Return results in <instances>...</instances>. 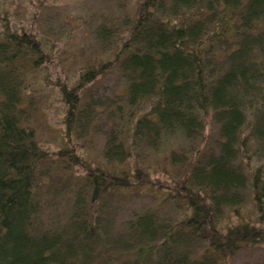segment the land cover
Wrapping results in <instances>:
<instances>
[{"label": "trees", "instance_id": "obj_1", "mask_svg": "<svg viewBox=\"0 0 264 264\" xmlns=\"http://www.w3.org/2000/svg\"><path fill=\"white\" fill-rule=\"evenodd\" d=\"M99 31L101 55L73 83L52 82L69 140L96 130L97 115L110 124L92 165L74 147L53 157L41 145L44 103L31 88L51 50L38 32L0 19V264H228L264 243L250 222H219L248 196L263 209L264 0H136ZM115 71L124 89L108 105L91 87ZM147 150L168 153L164 185ZM62 160L83 167L89 190L66 185L67 217L45 220L42 196L64 186L51 188ZM139 190L155 205L115 229L108 204ZM177 208L183 219L168 210Z\"/></svg>", "mask_w": 264, "mask_h": 264}, {"label": "rangeland", "instance_id": "obj_2", "mask_svg": "<svg viewBox=\"0 0 264 264\" xmlns=\"http://www.w3.org/2000/svg\"><path fill=\"white\" fill-rule=\"evenodd\" d=\"M135 2L136 0H0V19L8 17L16 27L38 32L47 49L51 50L50 62L44 66L38 82L32 86L31 91H36V102L44 103V108L39 107L36 112V115H39V122L35 125L36 133L41 145L54 153L53 157H56L57 152L62 148L70 150L74 147V153L84 162L92 165L101 163L110 130L107 118L102 114L97 115L96 130L91 131L84 140L74 137L69 140L63 124L64 105L52 84L58 80L67 82V79L70 84L73 83L85 63L97 55L96 53L98 55L102 53L98 37L99 27L107 24L111 18L128 16L130 6ZM46 75H48L47 80L44 79ZM124 83V79L117 71L110 72L92 85L91 95L95 98L104 96L107 104H112L120 99L117 95L123 91ZM166 155L168 156L167 152L147 150V161L155 165L151 169L152 178H160L158 181L163 185L166 181L163 170ZM256 165L257 162L254 161L252 166ZM59 166L54 172L51 188L58 187L63 182L64 186L60 188L58 195H55L54 189L46 195L43 194L45 208H48L47 212L50 215L45 220L56 221L67 217L68 201L71 200L74 192L66 185L80 181L84 196L89 190L82 178L83 167L72 166L65 160L60 161ZM125 193L127 195L114 197L115 200L108 204L110 214L107 218L116 225L115 229L122 228L126 220L155 205L154 194L147 190ZM259 205L248 196V201L239 209L229 208L224 211L222 220H219L220 226L247 221L264 231V203L262 211L258 210ZM168 210L175 212L182 219L186 216L185 213L179 215L178 208ZM228 262V264H264V243L238 250Z\"/></svg>", "mask_w": 264, "mask_h": 264}]
</instances>
